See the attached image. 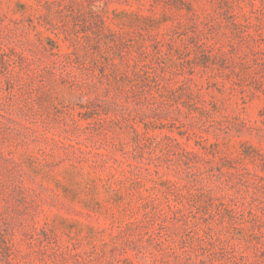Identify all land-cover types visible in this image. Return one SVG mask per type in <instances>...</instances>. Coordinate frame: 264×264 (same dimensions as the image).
Instances as JSON below:
<instances>
[{
    "label": "rangeland",
    "instance_id": "rangeland-1",
    "mask_svg": "<svg viewBox=\"0 0 264 264\" xmlns=\"http://www.w3.org/2000/svg\"><path fill=\"white\" fill-rule=\"evenodd\" d=\"M0 264H264V0H0Z\"/></svg>",
    "mask_w": 264,
    "mask_h": 264
}]
</instances>
